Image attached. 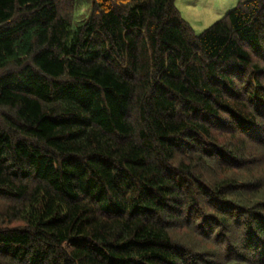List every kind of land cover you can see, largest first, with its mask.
Here are the masks:
<instances>
[{"label": "trees", "instance_id": "1", "mask_svg": "<svg viewBox=\"0 0 264 264\" xmlns=\"http://www.w3.org/2000/svg\"><path fill=\"white\" fill-rule=\"evenodd\" d=\"M0 264H264V0H0Z\"/></svg>", "mask_w": 264, "mask_h": 264}, {"label": "rangeland", "instance_id": "2", "mask_svg": "<svg viewBox=\"0 0 264 264\" xmlns=\"http://www.w3.org/2000/svg\"><path fill=\"white\" fill-rule=\"evenodd\" d=\"M239 0H174L181 17L198 33L221 18ZM85 11V5L78 7Z\"/></svg>", "mask_w": 264, "mask_h": 264}]
</instances>
